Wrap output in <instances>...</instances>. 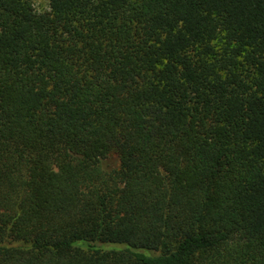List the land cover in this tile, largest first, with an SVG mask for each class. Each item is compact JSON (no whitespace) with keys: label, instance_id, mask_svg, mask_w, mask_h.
Wrapping results in <instances>:
<instances>
[{"label":"trees","instance_id":"trees-1","mask_svg":"<svg viewBox=\"0 0 264 264\" xmlns=\"http://www.w3.org/2000/svg\"><path fill=\"white\" fill-rule=\"evenodd\" d=\"M0 264H264V0H0Z\"/></svg>","mask_w":264,"mask_h":264},{"label":"rangeland","instance_id":"rangeland-1","mask_svg":"<svg viewBox=\"0 0 264 264\" xmlns=\"http://www.w3.org/2000/svg\"><path fill=\"white\" fill-rule=\"evenodd\" d=\"M34 2L37 5V7H39V8L47 7V5H48V0H34ZM104 166L107 169H112V168L117 167L118 166L117 156L115 154L110 155V157L105 159ZM120 246H123V245L122 244H115V243L107 244L108 248L120 247Z\"/></svg>","mask_w":264,"mask_h":264}]
</instances>
